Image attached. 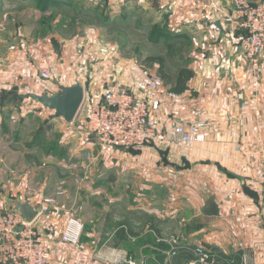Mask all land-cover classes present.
I'll return each instance as SVG.
<instances>
[{
	"label": "crops",
	"instance_id": "crops-1",
	"mask_svg": "<svg viewBox=\"0 0 264 264\" xmlns=\"http://www.w3.org/2000/svg\"><path fill=\"white\" fill-rule=\"evenodd\" d=\"M118 1L119 8L113 9ZM125 1L97 5L89 0L80 5L78 0H53L45 8L44 0H0V203L20 199L40 209L46 199H56L62 214L52 209L34 223L45 240L49 264H76L78 251L63 240L70 219L82 226L89 264H116L117 258H125L123 251L133 252L140 263V252L147 250L155 256L146 264H166L156 242L167 231L183 237L174 264L195 263L189 248L201 246L264 264V69L256 79L243 56V32L233 18L235 0H147L144 7L134 0L132 11ZM71 2L101 6L104 15L117 12L120 18L128 10L139 24L151 13L144 26L180 35L186 46L182 55L194 72L192 94L183 96L181 107L164 100L159 119L169 123L174 108L185 118L195 108L202 109L210 136L199 150L102 152L97 145L73 147L74 138L66 149L48 145L55 143L61 124L68 123L30 100L17 102L13 94L41 93L31 86L39 79H29L28 71L35 75L38 67L68 65L62 55L71 63L76 60L75 49L60 54L39 35L43 25L61 27V14L52 18L58 13L53 6L67 9ZM93 9L91 15L100 13ZM111 159L117 163L111 164ZM113 166L119 177L116 186L106 177ZM127 175L132 187L126 185ZM148 189L149 198L141 199V191ZM123 230L135 236L121 238Z\"/></svg>",
	"mask_w": 264,
	"mask_h": 264
},
{
	"label": "built area",
	"instance_id": "built-area-1",
	"mask_svg": "<svg viewBox=\"0 0 264 264\" xmlns=\"http://www.w3.org/2000/svg\"><path fill=\"white\" fill-rule=\"evenodd\" d=\"M110 1L113 0H91L97 5H109ZM136 1L142 7L147 2ZM115 8L119 7L114 5L113 9ZM233 16L237 29L243 32V56L254 77L260 80L264 69V0L257 3L235 0ZM101 54L112 55L105 51ZM30 73L28 71L25 75L29 79L40 81L31 86L42 94L54 95L59 93L60 87H70L77 83L83 86L84 100L76 119L70 125L80 122V129L95 139L102 152L107 149L143 152L151 146L163 147L164 150L195 151L210 136L204 112L200 108H195L187 118L179 109L174 108L170 112L172 118L169 123L160 121L164 100H170L174 106L181 107L183 96L186 93L192 94V91L188 89L184 94L176 95L165 90V84L158 74L140 60L134 61L125 77L121 73L117 74L116 80L103 87L100 94L92 92L95 89L92 85L87 87L91 84L88 82H91L92 72L85 63L78 60L66 66L60 63L50 68L38 67L35 75ZM47 111L54 114L49 109ZM12 119L15 121L18 118ZM87 156L93 160L92 156ZM56 204V199H46L40 208L39 217L52 209L57 215L62 214L59 208L56 209ZM34 223L27 224L22 216L11 212L8 207L0 210V264H49L45 257V240L34 227ZM81 232L80 222L70 219L63 240L78 251L76 264H89L86 247L81 242ZM178 248L172 247L173 250L169 252L172 259ZM195 254L197 259L193 264H254L245 256L241 257L239 263L226 259L218 263L202 247H196ZM165 263H168L167 260ZM116 264H146V259L140 263L132 258L117 259Z\"/></svg>",
	"mask_w": 264,
	"mask_h": 264
},
{
	"label": "rangeland",
	"instance_id": "rangeland-1",
	"mask_svg": "<svg viewBox=\"0 0 264 264\" xmlns=\"http://www.w3.org/2000/svg\"><path fill=\"white\" fill-rule=\"evenodd\" d=\"M89 0H78V4L80 5H85V3ZM128 4V10L132 11L134 10V6L136 5L134 0H126ZM125 1V2H126ZM252 3L254 2H259L263 0H249ZM32 6V5H31ZM117 6H120V3L118 1ZM111 10V9H110ZM109 10V11H110ZM125 12L123 14V17H118L112 13L111 11L109 12L110 18H114L112 22L114 21L115 23L112 24L113 26L105 25L104 27H98L94 23L90 21L89 18L87 19H79L76 23L69 22V20L64 17L61 13H57L56 11L53 13L52 16L56 19L60 14V18L62 21L60 22L61 27H52L48 25H43L41 29V33L39 35H42V38H45L46 41V46L53 48L55 51L58 53L62 54L65 53L64 51L67 50H76L79 52L76 56V60L79 62L85 63L87 67L91 70V76L90 80L91 82H88L87 87L91 86L92 88L94 87L95 89L92 90V92L100 94L103 90V87H105L109 82L116 80V75L117 74H122L125 75L127 72L130 70L132 67L133 63L135 60H140V62L147 67H149L154 73H157L158 67L156 65H150L147 63L146 59L151 56H157L159 53V48L154 47L150 42L147 40V30L146 28H137L138 22L136 18L132 16V14H129L130 11ZM43 13V11H41ZM52 13V12H50ZM119 14V12H118ZM104 15V12H103ZM151 13H148L146 16L147 18L145 19L146 22L143 25H148V20L151 18ZM116 16V17H115ZM126 17L129 18L126 20ZM64 19V20H63ZM137 23V24H136ZM65 25V26H64ZM111 25V24H110ZM52 35H55L53 37ZM60 36L61 38H58L57 36ZM52 36V37H51ZM183 46V45H182ZM181 47V46H180ZM185 47V48H184ZM186 49V46H183L181 48V52L184 53V50ZM107 53H112L110 56L109 54L103 55L101 53L103 52ZM59 55V54H58ZM109 55V56H108ZM61 56V55H59ZM68 56V55H67ZM67 56L62 55L63 59L70 63L68 60ZM146 61V63L144 62ZM62 63V62H61ZM90 87V88H91ZM15 93L13 94V99H15L17 102L19 99L16 97V93H20L22 95L28 94V92H19V91H14ZM32 93V92H29ZM12 94V93H11ZM37 94V93H36ZM40 94V93H39ZM42 94V93H41ZM15 96V97H14ZM3 100V98H2ZM33 104L36 103L32 100H30ZM35 105H39L36 103ZM38 115V113H36ZM18 119L15 120L17 122ZM63 121V120H62ZM81 121V120H79ZM78 121V122H79ZM64 127H63V126ZM81 123L79 122L78 124L68 125V124H61V129L59 134L54 135L55 143H52L51 141L48 143L49 146H55L59 145V147L63 148H69L71 147L69 145V139H75L74 141V146L73 147H78V149L83 148L84 145L88 146L87 149L94 148L96 143L94 140H92L91 136L87 134V132L83 131L82 129H79ZM59 140V144L57 140ZM50 140V139H49ZM82 140V141H81ZM88 140V143H86ZM90 145V147H89ZM156 149H160L162 152H164L163 147H158V146H151ZM87 163H90L89 160H86ZM111 164L115 165L117 161L110 160ZM63 163V162H62ZM95 163H98V161H95ZM113 167H109L108 172L106 173V177H109V179L113 178L114 180L112 181L114 185L117 182V178L119 177L115 176V171ZM131 175V174H130ZM129 175L124 178L125 182H128L126 185H129L132 187V178L129 177ZM145 179H142V182H144ZM136 182V181H135ZM147 185V181H145ZM123 185V184H122ZM122 187V186H121ZM127 189V186L124 187ZM156 189L158 190L161 194L163 193L162 189ZM130 190V189H128ZM176 191H179L178 189ZM115 192V191H114ZM113 192V193H114ZM130 193V192H129ZM149 189L148 190H142L141 191V199H147L149 198ZM131 197V194L129 196ZM7 206L4 203H0V210L6 208ZM140 231L145 233V226H140ZM182 236L180 232H169L167 231V234H165L163 237H160L157 243H163L168 246V250H166L165 255L162 252V254L165 256V262L167 260V264H172V255L171 252L173 249L172 247H179L181 249V240ZM145 240V236L143 238ZM202 247V246H201ZM203 249L206 250V248L203 247ZM210 252L209 250H207ZM125 253V258H117L119 260L122 259H134V255H132L133 252L131 251H123ZM168 253V254H167ZM141 257L137 258L140 262L143 259H150V256H155V253L153 251H141L140 252ZM137 261V260H136ZM138 262V261H137Z\"/></svg>",
	"mask_w": 264,
	"mask_h": 264
},
{
	"label": "trees",
	"instance_id": "trees-1",
	"mask_svg": "<svg viewBox=\"0 0 264 264\" xmlns=\"http://www.w3.org/2000/svg\"><path fill=\"white\" fill-rule=\"evenodd\" d=\"M38 2L40 3L41 0H38ZM44 2L45 4H48L45 6V8H47L53 3V0H44ZM53 7H56L58 9V13H61L67 19L70 18L72 20V23H76V21L79 19L87 18H89L90 21L98 27H104L105 25L113 26L112 24L115 23L114 21L112 22V20L114 19L110 18V14L108 12L107 15H103V11L105 9L101 11V6H96V8L93 9L88 7L86 8L84 6H79L76 2H71L67 6V9H64L66 8L65 6H58V4ZM92 9L97 10L100 13H97L98 15H91L90 12ZM107 10H109L108 7ZM52 18L54 17L52 16ZM52 18L49 19L51 20ZM127 19L129 18L126 17V20ZM143 24H139L138 22L136 27L146 29L149 28L144 26ZM180 39V35L178 34L166 33V35H164L162 31L159 32V30L155 28H149V32L147 35L148 42H150L154 47L159 48L160 51L157 56L148 57L146 61L148 64L156 65L158 67L157 74L163 80L165 87H168L170 91L176 95L184 94L189 89L190 81L194 78V72L189 68L188 65L190 61L185 59L182 55V43H180ZM146 61L144 62L146 63ZM15 95L20 101H23L20 98V95H18V93H16ZM126 232L125 230L121 231L120 237L126 238V236L129 234L132 237L135 236V234H133L131 231L128 232L129 234H126ZM157 248H159V254L169 249L168 246L163 243H160ZM195 249L196 247L189 248L191 254L194 257V261H196L197 259ZM180 251L181 249L178 248L175 257L172 260L173 264L174 261L177 259L178 255L181 253ZM210 254L211 259L218 263L225 259L235 260L237 263L241 262V257H229L223 254H215L211 252ZM164 259L165 256L163 255L162 261H164Z\"/></svg>",
	"mask_w": 264,
	"mask_h": 264
},
{
	"label": "water",
	"instance_id": "water-1",
	"mask_svg": "<svg viewBox=\"0 0 264 264\" xmlns=\"http://www.w3.org/2000/svg\"><path fill=\"white\" fill-rule=\"evenodd\" d=\"M215 25L222 29L220 21H217ZM20 98L22 100H32L42 105L53 111L55 117L61 118L64 122L70 124L76 119L81 109L84 100V88L80 83H77L70 87H60L59 93L54 95L28 93L20 95ZM5 201L9 210L22 216L27 224H33L40 215V209L29 202L10 198H5Z\"/></svg>",
	"mask_w": 264,
	"mask_h": 264
}]
</instances>
